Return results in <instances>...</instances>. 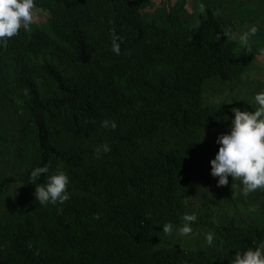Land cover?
Instances as JSON below:
<instances>
[{"label": "trees", "instance_id": "trees-1", "mask_svg": "<svg viewBox=\"0 0 264 264\" xmlns=\"http://www.w3.org/2000/svg\"><path fill=\"white\" fill-rule=\"evenodd\" d=\"M176 1L36 0L39 23L0 47V264H230L264 246V190L217 187L210 163L264 91V0ZM214 80L232 103L209 102ZM45 165L69 177L63 205L36 201Z\"/></svg>", "mask_w": 264, "mask_h": 264}, {"label": "clouds", "instance_id": "clouds-1", "mask_svg": "<svg viewBox=\"0 0 264 264\" xmlns=\"http://www.w3.org/2000/svg\"><path fill=\"white\" fill-rule=\"evenodd\" d=\"M203 11V6H201ZM39 20V9L36 0H0V47L6 46L8 40L19 34L20 30L29 31L33 24ZM253 27L251 33L255 34ZM246 39V36L244 37ZM122 38L112 31V51L120 55ZM220 81V80H219ZM257 81V79H255ZM256 109L254 111L233 108L234 119L226 134L218 136L216 143L219 150L214 159L211 160V175L218 178L217 187H224L229 184V177L233 181L239 180L242 184V192L245 197L257 190H264V91L254 96ZM105 129L115 130L117 122L105 119L101 122ZM103 152L110 151L107 144L102 146ZM101 149L97 148L99 155ZM47 165L34 168L30 173V182L36 184L34 193L36 201L41 205L51 204L53 206L63 205L70 199L68 191V175L58 170L55 174L48 175ZM46 174L43 184H37L41 175ZM235 188V185H232ZM97 213L94 219H99ZM183 226L175 229L177 235L189 237L193 233L190 226L197 221L195 213L183 216ZM174 231L171 223L163 225V232L172 235ZM208 245H212L214 234L208 233L205 236ZM230 264H264V246L249 248L243 252H236Z\"/></svg>", "mask_w": 264, "mask_h": 264}, {"label": "rangeland", "instance_id": "rangeland-1", "mask_svg": "<svg viewBox=\"0 0 264 264\" xmlns=\"http://www.w3.org/2000/svg\"><path fill=\"white\" fill-rule=\"evenodd\" d=\"M186 1L187 0H177L174 6H180L181 4H184ZM161 10L162 12H165L166 8L164 7L160 9L159 12H161ZM251 46L254 48V44H251ZM251 72H252V76L255 79H257V81L253 83V88H252V90H256L259 88L261 84L264 83V62L261 60H256L251 68ZM251 80H253V78H251ZM213 82L215 83L211 84L210 91L208 92L209 102L216 103L217 101V103L219 102L232 103L233 96L231 95L236 93H232L231 90H228V86H224V87L220 86L218 80H214ZM217 90H223L222 96H219V92H217Z\"/></svg>", "mask_w": 264, "mask_h": 264}, {"label": "bare ground", "instance_id": "bare-ground-1", "mask_svg": "<svg viewBox=\"0 0 264 264\" xmlns=\"http://www.w3.org/2000/svg\"><path fill=\"white\" fill-rule=\"evenodd\" d=\"M39 23V22H38Z\"/></svg>", "mask_w": 264, "mask_h": 264}]
</instances>
